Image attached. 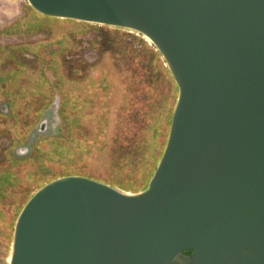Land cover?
<instances>
[{"label": "water", "instance_id": "95a60500", "mask_svg": "<svg viewBox=\"0 0 264 264\" xmlns=\"http://www.w3.org/2000/svg\"><path fill=\"white\" fill-rule=\"evenodd\" d=\"M27 1L142 34L179 93L147 189L46 184L20 212L9 264H264V0Z\"/></svg>", "mask_w": 264, "mask_h": 264}, {"label": "rangeland", "instance_id": "374dc122", "mask_svg": "<svg viewBox=\"0 0 264 264\" xmlns=\"http://www.w3.org/2000/svg\"><path fill=\"white\" fill-rule=\"evenodd\" d=\"M146 39L0 0V264H9L20 212L46 184L83 176L147 189L179 90Z\"/></svg>", "mask_w": 264, "mask_h": 264}, {"label": "flooded vegetation", "instance_id": "af4514ba", "mask_svg": "<svg viewBox=\"0 0 264 264\" xmlns=\"http://www.w3.org/2000/svg\"><path fill=\"white\" fill-rule=\"evenodd\" d=\"M192 254V251H186V252H184V255H186V256H190Z\"/></svg>", "mask_w": 264, "mask_h": 264}, {"label": "bare ground", "instance_id": "6f19581e", "mask_svg": "<svg viewBox=\"0 0 264 264\" xmlns=\"http://www.w3.org/2000/svg\"><path fill=\"white\" fill-rule=\"evenodd\" d=\"M146 40H148V39H146ZM129 194H131V193H129ZM10 261H11V254H10V258H9V261H8V263H10Z\"/></svg>", "mask_w": 264, "mask_h": 264}]
</instances>
